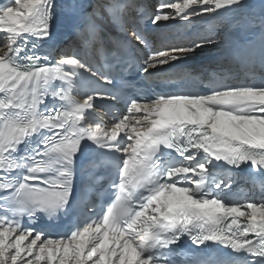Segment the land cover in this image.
<instances>
[{
	"label": "snow or ice",
	"instance_id": "6c2138e0",
	"mask_svg": "<svg viewBox=\"0 0 264 264\" xmlns=\"http://www.w3.org/2000/svg\"><path fill=\"white\" fill-rule=\"evenodd\" d=\"M64 7L78 6L0 3V264H177L185 239L200 251L182 264H264V192L241 200L224 171L246 166L264 176V40L240 58L244 81L197 84L176 66L219 33L155 47L143 22L222 21L246 0H159L151 12L138 0L98 2L86 13L85 50L49 63L41 50ZM106 20L122 40L105 38ZM243 22L264 32V10ZM125 50L142 54L139 74H159L177 89L127 97L122 116L95 119L104 106L97 101H120L130 87ZM94 54L114 63L100 66ZM111 169L114 200L97 213L94 196ZM77 211L64 235L35 226Z\"/></svg>",
	"mask_w": 264,
	"mask_h": 264
},
{
	"label": "bare ground",
	"instance_id": "6f19581e",
	"mask_svg": "<svg viewBox=\"0 0 264 264\" xmlns=\"http://www.w3.org/2000/svg\"><path fill=\"white\" fill-rule=\"evenodd\" d=\"M246 3L248 7L244 9L242 12L236 13L234 16L229 15L224 19L222 23L225 24L223 28H227L228 26H231V31L227 34H221V32L217 35V38L221 41L218 43H215L212 46L206 47L202 50H197V52L186 59L183 62L194 60L199 58L201 60L202 65H208V58L215 55L218 51L221 49H224L228 46V42H230L232 39H234L235 34L241 29V27L244 24V19L248 17V14L251 11V0H246ZM207 17H196L195 20L190 25H183L181 28L183 29H190L189 31L182 32V34L187 36H198L201 32L206 31V20ZM166 23V22H162ZM161 23V24H162ZM162 28V27H159ZM222 28V29H223ZM220 29V28H219ZM221 29V30H222Z\"/></svg>",
	"mask_w": 264,
	"mask_h": 264
},
{
	"label": "rangeland",
	"instance_id": "374dc122",
	"mask_svg": "<svg viewBox=\"0 0 264 264\" xmlns=\"http://www.w3.org/2000/svg\"><path fill=\"white\" fill-rule=\"evenodd\" d=\"M224 26H225V24H224ZM222 28H223V27H222ZM222 28H220L219 30H220L221 34H224L223 32H224V30H225L226 28H225V29H224V28L222 29ZM221 29H222V30H221Z\"/></svg>",
	"mask_w": 264,
	"mask_h": 264
}]
</instances>
